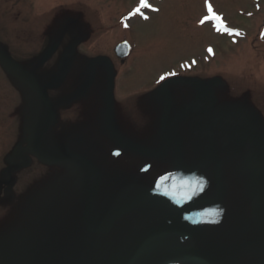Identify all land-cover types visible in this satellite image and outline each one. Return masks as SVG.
<instances>
[{
  "label": "rangeland",
  "instance_id": "rangeland-1",
  "mask_svg": "<svg viewBox=\"0 0 264 264\" xmlns=\"http://www.w3.org/2000/svg\"><path fill=\"white\" fill-rule=\"evenodd\" d=\"M25 2L32 3V10L36 11L40 8L41 3L46 4L45 8H50L57 0H0V41L4 44L2 46H7L16 58L29 60L36 57L41 44L46 38L28 37V26L32 25H29L27 17L24 18L23 12L15 11L19 7H22L21 5ZM62 2L64 6V15L77 17L81 24L84 23L93 28V34L91 33V35L87 36L88 38L90 37L89 39H82L81 43L74 49L75 52L72 57L71 67L67 72V76L69 77L64 80L65 83L62 85L63 87L59 88V84L52 83V78L54 74H56V65L54 62L50 60L46 65L45 69H48L47 72L51 80L50 86L53 85V87L49 88L48 92L52 100H55L63 93H65V95L77 96L76 92H79L77 87L81 88V85H78L76 82V75L73 74L76 68L75 64L82 62V65H86L87 59L95 55L113 58L111 48L117 41L126 38L132 46V53L126 61L125 66L122 68L123 72L118 79L116 98L119 100L132 98L136 93L143 90L154 89V83L159 77L168 72L186 67L187 64H191L194 59H196L198 63L202 62L201 54L204 51L203 47L206 46L210 49L209 51L215 52L213 58L216 57L230 61L227 62L225 68L227 72L231 74L229 80H227V84L232 85L230 90H234H231V95L234 96L235 90L243 85L244 81H242V78H247L246 72H251L252 75L250 76L249 83L252 85L254 81L256 82L254 94L252 93L253 101L264 114V38L259 41L253 40V35L258 31L260 23L264 18V0H260L257 4L252 3V0H162L157 3L160 9L158 13L152 12L153 2L150 1V11H148V14H150L149 19L139 21L140 19L135 17L136 20L134 19L129 22L128 28L126 29L120 28L117 21L118 17L120 18L131 5L141 2L140 0H62ZM11 4L12 6L10 9L14 10V12L5 10L9 8ZM204 4L209 5L212 10V15L215 18L218 17L220 23L226 27L227 33L225 37L219 38L218 34L214 33L207 24L208 15L207 10L202 6ZM254 6H256L255 9ZM250 15L252 16L250 17ZM206 17L207 19H205ZM249 17L250 19H248ZM31 23L33 24L32 21ZM55 25L56 23L54 22L49 23V33ZM236 26L247 31L248 35L245 39H241V37L237 38L240 35V31ZM229 38H237L238 40L235 43H229L227 41ZM72 40H76L75 37L72 33L67 32L64 43L67 44ZM81 57L85 59L79 60ZM209 59H211L210 56ZM205 60L209 61L207 57ZM206 65H213L212 67L216 69L221 67L216 59L214 62L211 61ZM99 66H101V64H99L98 67ZM213 68L211 69L214 70ZM0 72L3 74L1 67ZM99 72L100 77H102L101 68H99ZM2 80L3 78L0 77V174L2 170L6 168V163L2 161L5 158H10L8 154H10L11 148L14 146V142H18V146L21 144L22 147L25 146L27 142L25 138L15 141L17 138L19 139L16 132L20 131V127L19 125H15L11 129L9 123L10 118L8 116L10 113V105H12L10 86L8 81L6 82L3 80V82ZM101 84V80H97V85ZM92 92L93 89L91 90V93ZM94 93L97 95L96 92ZM89 95L90 93L88 91L87 95L81 100L78 101V97L76 99L82 109L81 115L77 117L78 120L76 123L79 122L81 118L86 117L83 111H87L90 101ZM70 106H72V104ZM62 107H64V109L61 108L60 105H55L54 112L55 116H59L58 124L60 130L66 131L67 128L74 126L76 117L72 119V108H69L67 104H64ZM131 110V107L127 106V117L129 122L135 118ZM100 111L101 107L99 111L96 112L97 119L100 117ZM6 116L9 118L8 121L5 119ZM152 119V110L148 107L145 113L138 119L140 121H146L147 125L144 126L143 123H135L129 129L127 122H125V131H120L124 137H129V139L133 141H142L136 136L131 135V132L142 131L144 127L148 129V124L151 123ZM183 123L187 125L188 120H185ZM81 124L82 126H88V123L85 124L81 122ZM38 127L39 123L36 126L34 125L33 130L35 133H37L36 129ZM56 132L55 130L54 133ZM73 132L72 130L71 133ZM71 137L72 135L68 137L69 142ZM91 138L92 137L86 134V136H83L82 140L84 143L83 147L77 146L83 153L87 152L88 155L90 152L88 150L86 151V149L88 148L89 139ZM65 141H67V139ZM73 146L74 145H70V148ZM48 151L50 153H63L67 152L68 149H59V151L49 149ZM127 151L128 150H125V153L132 155L131 161L133 165L139 164L136 167L127 168L125 175L132 181H143V186L148 188L147 177L144 176V172L141 170L145 163L150 162L147 159L148 157L140 153ZM117 164L121 165L120 162H117ZM33 168L26 169V171L24 170L25 175L13 177V182L8 184V193L4 198L0 192L1 234H4L7 230H20L25 228L27 224L32 226V222H35L36 218L34 217L35 211L32 210L33 207L30 205V199L46 196L48 187H52L53 185V180L55 186L62 188L64 195H74L73 190L67 187V179H69V176H65V171H56L55 169V171L51 172L52 177L48 178L49 174L47 170H37V166ZM39 176L44 180L40 181ZM150 178V180H152V174ZM244 187H246V184ZM230 189L233 190L231 187ZM244 189L246 190L247 188ZM69 209H71V207ZM52 210H57L56 206H52ZM72 212L78 216V212L80 214L81 211L79 207H72ZM108 214L109 210L93 212L90 219L91 223L95 225L103 224L107 220ZM139 215H141V213ZM142 215V217H137L134 221L125 223L126 227H122L121 225L118 226L117 224L115 228L107 234L108 237H105L104 242L106 240L109 242L111 238H116L117 235L121 234L120 236L124 235V241L128 244L132 246L136 245L145 230L155 223V218L152 217L153 220H146L149 215ZM242 222V220L234 221V223L239 224H242ZM131 225L133 226L129 227ZM180 225L183 226V223L180 222ZM225 225H230V222L225 223ZM245 229L247 230L248 227ZM201 230L206 232L205 228ZM254 232L256 231H245L241 234L240 238L251 239L254 237ZM10 233L14 232L10 231ZM28 234H31V232L28 231ZM119 239L121 240V237ZM206 240L209 242L211 241L209 238H206V236L201 239L204 243H207ZM103 246L105 247V243ZM106 251L109 250L107 249ZM4 254H2L0 259L2 261H8L9 264L21 263L23 261L20 255L15 257L14 255L12 256V254L9 256ZM225 255H227V252ZM224 257L226 258V260H223L224 264H263L264 243H259L257 246L255 245V247L251 246L241 249L236 256L232 257L233 259H229L228 256ZM250 257L251 260L247 262ZM109 258L108 252L107 255L105 252L104 254L103 252L100 254L98 253V255L92 258V264H98ZM152 262H155L154 258ZM146 264L151 263L147 262Z\"/></svg>",
  "mask_w": 264,
  "mask_h": 264
},
{
  "label": "water",
  "instance_id": "water-1",
  "mask_svg": "<svg viewBox=\"0 0 264 264\" xmlns=\"http://www.w3.org/2000/svg\"><path fill=\"white\" fill-rule=\"evenodd\" d=\"M58 46V42H52L49 47L46 49V51L42 54L41 59H40V63L44 62L57 48ZM66 59H67V55H65V60L64 63H62L61 65V69L63 70L65 65H66ZM167 96V94H166ZM44 100V99H43ZM44 102L46 103V101L44 100ZM184 113V112H182ZM181 113V114H182ZM179 115H177L176 117H178ZM175 117V118H176ZM175 118L172 120L174 121ZM171 124V123H170ZM49 125V121L47 122L43 132L40 134V136L37 138V140H35V144L37 143L38 139L44 134L45 130L47 129ZM150 154H155L156 152L154 151H146ZM254 156V155H253ZM73 158H77L76 156H67L65 158H62L63 160L66 159H73ZM59 161V160H56ZM253 167H252V177L254 178L255 182H256V191H255V203L253 204V207L255 208V210H253V218L254 220L257 222V224L260 226L261 231L264 234V157L263 156H255L253 157V163H252ZM95 195V191L93 193V195L91 196V198L89 199L87 205H86V209L84 210V224L86 226V228L89 231H100V230H104L106 228H108L110 226V224L113 222V220L126 208H128L129 206L133 205L134 203L146 199V197H149V195L147 196H143L140 197L139 199H137L136 201L128 204L127 206L121 208L120 210H118L110 219V221L107 223V225L102 226V227H96V228H92L88 225L87 223V214H88V208L94 198ZM166 229H170V228H166ZM155 230H152L142 241V243L140 244V246L137 248V250L135 251L134 255L131 257V259L126 263V264H130L131 261L134 259L137 251L139 250V248L142 246V244L144 243V241L147 239V237L154 232ZM181 253H183L184 255L188 256L191 259L194 260H200L203 262H207L208 264H214L212 261H214V257L209 254L207 251L204 250H199V249H189V250H181Z\"/></svg>",
  "mask_w": 264,
  "mask_h": 264
},
{
  "label": "snow or ice",
  "instance_id": "snow-or-ice-1",
  "mask_svg": "<svg viewBox=\"0 0 264 264\" xmlns=\"http://www.w3.org/2000/svg\"><path fill=\"white\" fill-rule=\"evenodd\" d=\"M141 2H142V4H143V0H141ZM144 6L146 7L147 5L144 4ZM209 11H211V8H210V7H209ZM205 19H207V17H206ZM217 19H219V18L217 17ZM161 79H163V77H161Z\"/></svg>",
  "mask_w": 264,
  "mask_h": 264
},
{
  "label": "flooded vegetation",
  "instance_id": "flooded-vegetation-1",
  "mask_svg": "<svg viewBox=\"0 0 264 264\" xmlns=\"http://www.w3.org/2000/svg\"><path fill=\"white\" fill-rule=\"evenodd\" d=\"M232 209H233V208H232ZM232 209H231V210H232ZM237 210H239V208H238ZM240 210H242V209H240ZM244 210H245V209H244Z\"/></svg>",
  "mask_w": 264,
  "mask_h": 264
}]
</instances>
